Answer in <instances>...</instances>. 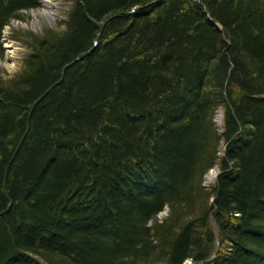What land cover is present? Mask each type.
<instances>
[{
    "label": "trees",
    "instance_id": "16d2710c",
    "mask_svg": "<svg viewBox=\"0 0 264 264\" xmlns=\"http://www.w3.org/2000/svg\"><path fill=\"white\" fill-rule=\"evenodd\" d=\"M68 1L0 74V264H264V0Z\"/></svg>",
    "mask_w": 264,
    "mask_h": 264
},
{
    "label": "rangeland",
    "instance_id": "374dc122",
    "mask_svg": "<svg viewBox=\"0 0 264 264\" xmlns=\"http://www.w3.org/2000/svg\"><path fill=\"white\" fill-rule=\"evenodd\" d=\"M69 10L70 2L68 0H41V5L37 8L26 9L20 13V16L12 19V22L3 31L2 41L5 47V56L0 57V74L4 78L16 74L22 68V60L30 50L28 43L25 42L29 33L43 34L45 29H60L63 27L62 20ZM222 117L223 112L219 109L215 123L220 130L223 129ZM219 171V168L213 167L205 175L207 186L214 183ZM158 215L160 219H165L168 216V207ZM184 264L198 263L193 258H188Z\"/></svg>",
    "mask_w": 264,
    "mask_h": 264
},
{
    "label": "water",
    "instance_id": "95a60500",
    "mask_svg": "<svg viewBox=\"0 0 264 264\" xmlns=\"http://www.w3.org/2000/svg\"><path fill=\"white\" fill-rule=\"evenodd\" d=\"M113 18V16H110V18H108V19H106L105 21H104V23H103V25H102V29H103V27H104V25L110 20V19H112ZM100 34H101V32H99L98 33V35H97V37L95 38V44H94V46L89 50V51H85V52H83L79 57H76V59H79L80 57H82L83 55H85L86 53H89V52H91L94 48H95V46L98 44V42H99V36H100ZM72 63H70V64H66L63 68H62V71H61V74H62V76H61V78L60 79H58V80H56L55 82H53V83H51V85H50V87L49 88H47L42 94H40V96L38 97V99L37 100H35L34 102H33V104L31 105V107H30V114H31V112L33 111V108H34V106L41 100V98L45 95V94H47L50 90H51V88L52 87H54V85H56V84H58L59 82H61L62 81V78H63V76L65 75L64 74V72H65V69L68 67V66H70ZM30 116V115H29ZM28 119H29V117H28ZM28 123H29V120H28ZM29 125V124H28ZM21 142V141H20ZM13 158V157H12ZM10 161H12V159L10 160ZM10 163L7 165V169H6V173H5V181H4V188H5V191H6V196H7V199H9V203H8V208L7 209H9L10 208V206L12 205V199H10V196H9V194H8V192H7V188L5 187V184H6V179H7V174H8V170H9V168H10ZM2 213V212H1ZM1 213H0V215H1Z\"/></svg>",
    "mask_w": 264,
    "mask_h": 264
},
{
    "label": "bare ground",
    "instance_id": "6f19581e",
    "mask_svg": "<svg viewBox=\"0 0 264 264\" xmlns=\"http://www.w3.org/2000/svg\"><path fill=\"white\" fill-rule=\"evenodd\" d=\"M8 46H10V45H8ZM187 260V259H186ZM186 260L182 263V264H184L185 262H186Z\"/></svg>",
    "mask_w": 264,
    "mask_h": 264
}]
</instances>
